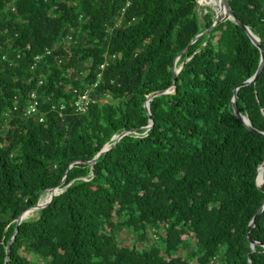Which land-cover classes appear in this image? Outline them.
Segmentation results:
<instances>
[{"label":"trees","instance_id":"16d2710c","mask_svg":"<svg viewBox=\"0 0 264 264\" xmlns=\"http://www.w3.org/2000/svg\"><path fill=\"white\" fill-rule=\"evenodd\" d=\"M227 1L264 50V0ZM215 20L198 0H0V264H264V136L233 110L237 89L264 132V69L241 86L261 49L233 20L197 38Z\"/></svg>","mask_w":264,"mask_h":264},{"label":"water","instance_id":"95a60500","mask_svg":"<svg viewBox=\"0 0 264 264\" xmlns=\"http://www.w3.org/2000/svg\"><path fill=\"white\" fill-rule=\"evenodd\" d=\"M207 1V4L210 5L215 11H216V20L214 22V24L212 25L211 28H209L208 30H205L203 33L199 34L197 36V38H199L201 35H203L204 33H207L209 31H211L214 27H216L217 25H219L220 23L226 21V20H233L235 23L239 24L242 28H244V30L247 32V34L250 36L252 42L258 47L261 49V42H260V38L258 36H256L252 31L251 29L246 25L244 24L242 21H240L236 15L234 14L232 8L230 7L229 3L227 0H215V2H211V0H206ZM200 6L202 7V5L200 4ZM196 38V39H197ZM196 40H194L193 42H195ZM192 42V43H193ZM191 43V44H192ZM264 69V50L261 49V62H260V65L256 71V73L248 80H246L245 82H243L241 84V86H245V85H249L251 83H255L257 81V79L259 78L260 74L262 73ZM178 74H179V70H177V68H175V76H174V84H173V90L169 91V90H163V91H158V92H155L151 95L148 96V99H147V102H146V110L148 112V114L150 115L151 114V111H150V101L153 97L155 96H159V95H162V94H166V93H172L175 91V88H176V81H177V78H178ZM237 90V89H236ZM235 90V93H234V97H233V110H234V113L235 115L247 126L248 129H250L251 131L255 132V133H258L260 135H263L264 136V132L262 131H259L258 129H256L255 127L252 126V124L250 123V119L248 118L247 115H243L239 108H238V105H237V91ZM153 126V121L151 122L150 125L146 126V129L149 130L150 128H152ZM129 133V131H123L122 133H120L119 135H116L112 138V141H113V144L112 146H115L118 141L125 135H127ZM110 146V143H106L105 146L103 147V149L91 160V164L92 166L96 163V161L103 155L105 154L108 150H109V147ZM263 170V179H262V182H259L258 181V176H259V172L260 170ZM64 180L60 183L59 186H61L63 184ZM256 184L258 186V188L264 192V166H261L259 169H258V172H257V176H256ZM59 186L53 188V189H50L48 191H51V197L50 199L40 205L39 204V201H40V198L43 194L40 195L39 197V200H38V203L32 207V208H29L27 211L23 212L19 218L17 219V227H16V230L14 232V235H13V238L11 239V241L8 243L7 245V254H8V258H9V252H10V249H11V244L13 243V241L15 240V237H16V233L18 231V226L20 225V223L26 219L27 217H25V213L29 212V211H37V210H40L44 207H46L53 199L54 196L60 194L61 192H63L65 190V188H60ZM264 210V204L259 208V210L257 211L256 215L254 216L251 224L249 225V230H248V234H247V238L248 240L250 241L251 243V246L253 248V250L256 249V246L258 244L257 241H254L250 235H249V232L253 229L254 225H255V219L257 218L258 215H260V213Z\"/></svg>","mask_w":264,"mask_h":264},{"label":"built area","instance_id":"2783aa9c","mask_svg":"<svg viewBox=\"0 0 264 264\" xmlns=\"http://www.w3.org/2000/svg\"><path fill=\"white\" fill-rule=\"evenodd\" d=\"M199 4L207 3L206 0H198ZM104 65H102V68ZM32 98H36L35 94L32 95ZM90 103V96H89V90H86L84 93L80 94L78 99L75 101V106L78 112L84 113L88 109V105ZM29 114H35L38 113V102L35 100L32 102V104L29 106L28 109Z\"/></svg>","mask_w":264,"mask_h":264},{"label":"bare ground","instance_id":"6f19581e","mask_svg":"<svg viewBox=\"0 0 264 264\" xmlns=\"http://www.w3.org/2000/svg\"><path fill=\"white\" fill-rule=\"evenodd\" d=\"M211 2H215V0H211ZM204 5H205V4H204ZM262 174H263V170L261 169L260 172H259V176H258V181H259V182H262V179H263ZM48 196H51V191H48V192H46L44 195L41 196L40 201H39V204H40V205L44 204L45 199H46Z\"/></svg>","mask_w":264,"mask_h":264},{"label":"rangeland","instance_id":"374dc122","mask_svg":"<svg viewBox=\"0 0 264 264\" xmlns=\"http://www.w3.org/2000/svg\"><path fill=\"white\" fill-rule=\"evenodd\" d=\"M205 4V5H204ZM202 6L203 7H209V8H212V7H210V5H208L207 3H203L202 4ZM46 193V192H45ZM44 193V194H45ZM43 194V195H44ZM32 213L30 214V216L29 217H35V216H37V211H31ZM129 240L128 241H130L131 240V236H129V238H128Z\"/></svg>","mask_w":264,"mask_h":264}]
</instances>
